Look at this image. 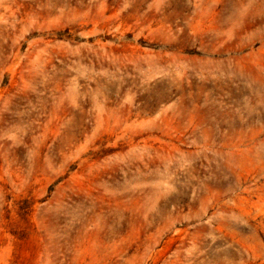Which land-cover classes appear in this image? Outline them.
<instances>
[{"label": "rangeland", "instance_id": "rangeland-1", "mask_svg": "<svg viewBox=\"0 0 264 264\" xmlns=\"http://www.w3.org/2000/svg\"><path fill=\"white\" fill-rule=\"evenodd\" d=\"M0 264H264V0H0Z\"/></svg>", "mask_w": 264, "mask_h": 264}]
</instances>
